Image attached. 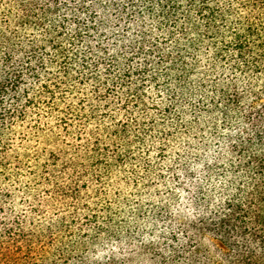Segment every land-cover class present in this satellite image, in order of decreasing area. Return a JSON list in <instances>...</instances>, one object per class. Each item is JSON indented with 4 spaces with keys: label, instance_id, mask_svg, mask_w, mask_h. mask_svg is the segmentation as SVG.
<instances>
[{
    "label": "trees",
    "instance_id": "obj_1",
    "mask_svg": "<svg viewBox=\"0 0 264 264\" xmlns=\"http://www.w3.org/2000/svg\"><path fill=\"white\" fill-rule=\"evenodd\" d=\"M140 251L264 264V0H0V264Z\"/></svg>",
    "mask_w": 264,
    "mask_h": 264
},
{
    "label": "rangeland",
    "instance_id": "obj_2",
    "mask_svg": "<svg viewBox=\"0 0 264 264\" xmlns=\"http://www.w3.org/2000/svg\"><path fill=\"white\" fill-rule=\"evenodd\" d=\"M202 244L204 247H208L210 248V250H213L211 244L208 242L207 239H203ZM126 264H162V263L154 259L152 255L140 251V253L133 256L132 259L128 261Z\"/></svg>",
    "mask_w": 264,
    "mask_h": 264
}]
</instances>
